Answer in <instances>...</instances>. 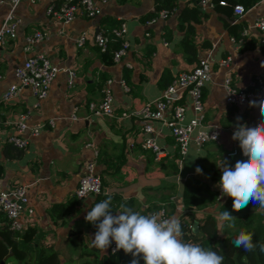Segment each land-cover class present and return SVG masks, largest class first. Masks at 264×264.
<instances>
[{"label": "crops", "instance_id": "1", "mask_svg": "<svg viewBox=\"0 0 264 264\" xmlns=\"http://www.w3.org/2000/svg\"><path fill=\"white\" fill-rule=\"evenodd\" d=\"M9 1L0 2V24L11 10ZM53 1L59 4L64 0ZM174 1L176 5L166 8L169 11L163 17L159 9L155 10L158 0H98L100 13L89 16L81 12L69 22L47 14L49 0H20L13 9L20 18L17 35L0 46V191L24 185L26 208L32 211H22L24 227L18 231L27 235L25 245L30 247L15 252L11 264H38L41 249L56 250L59 264H98L96 252L99 256L110 255L109 248L102 252L93 246L97 228L85 220L93 204L99 202L97 196L106 191L145 215L162 203L170 218L193 211L197 217L196 227L192 225L194 233L199 232L204 217L211 214L218 227L216 242L226 235L220 229L223 220L217 207L221 203H215V198L212 203L203 202L216 194L223 161L234 166L242 159L226 155L234 144L239 145L232 138L237 125L251 127L264 120L259 103L227 105L224 88L227 77L235 88L254 87L259 77L264 80V51L260 45L264 32L253 25L264 14V0L254 1L241 15L233 11L232 3L244 4L245 0L200 7L206 12L201 20L189 16L182 24L181 10L192 7L194 1ZM153 17V21H147ZM121 22L126 25L130 45L127 53L115 60L112 53L119 39H112L101 51L94 43V35L99 29ZM35 30H45L47 36L25 49L26 35ZM81 34L86 37L78 46ZM35 53L46 54L60 67L46 96L38 98L25 86L5 100L3 93L18 81L16 66ZM207 55L212 73L202 91L204 118L208 125L219 126L220 142L210 141L200 148L191 146L180 155L169 127L155 120L153 134L164 151L156 160L151 150L141 146L146 133L139 118L123 113L160 95L178 72L190 69ZM225 59L227 63L221 64ZM68 70L75 74L71 86L67 83ZM108 79L113 92V115H92L90 103L101 99ZM21 113H27L29 126L42 127L35 135L29 129L24 131L27 146L20 155L8 157L4 152L6 139L14 130L3 121ZM73 113L76 118L71 117ZM89 159L95 160L102 192L77 198L81 167ZM197 167L201 173L196 172ZM115 206L113 214L120 209L119 204ZM248 208L255 213L261 211L253 203ZM0 239L11 243L2 228ZM22 244L23 240H19L18 245Z\"/></svg>", "mask_w": 264, "mask_h": 264}, {"label": "built area", "instance_id": "2", "mask_svg": "<svg viewBox=\"0 0 264 264\" xmlns=\"http://www.w3.org/2000/svg\"><path fill=\"white\" fill-rule=\"evenodd\" d=\"M4 1L0 0V2ZM19 1H9L11 10L0 24V46L7 39L15 38L17 35V26L20 18L14 15L13 9ZM100 1L105 2L106 0ZM98 3V0H64L57 4L53 0H49L46 12L51 16L69 22L81 12L89 16L100 13L101 7ZM216 3L226 5L228 2L226 0H199V6L202 8L211 7ZM232 9L238 15L243 14L246 10L240 2L233 3ZM168 11L167 9H160L159 15L164 17ZM154 19L155 17L147 21H153ZM253 25L264 32V14L260 15ZM126 32L127 29L124 22L108 29H99L94 35V43L101 51H105L108 42L118 38L119 45L113 50L112 56L115 60H119L129 49L130 42L126 37ZM45 36H47V31L45 30H35L28 33L25 37V49H29L34 43ZM85 37V34H81L77 38L76 43L78 46L84 43ZM226 63V59L221 61V64ZM59 70L60 67L54 64L44 53L28 55L21 64L16 66L14 73L18 81L16 84H11L7 88L3 93V98L5 100L13 98L19 92L20 88L25 86L29 87L32 94L36 97H45ZM211 73L212 67L208 55L200 57L190 69L178 72L163 88L160 95L152 100L146 101L137 109L123 113L124 115H136L139 118L141 128L146 133L145 138L141 142V146L144 149L151 150L156 160L162 156L164 151L153 134L155 127L152 121L155 120H159L169 127L180 155L185 154L191 146L200 148L210 141L220 142L219 126L208 125L206 123L202 103L203 87L211 80ZM67 74V83L71 86L75 74L69 70ZM110 83L111 79H108L103 85L101 99L96 103H90L92 115H113V92ZM122 84L127 89L124 82ZM224 88L226 91L227 105H246L253 100L257 101V103L260 100H264V80L261 77L257 79L255 86L250 88H235L230 82V77H227L224 82ZM71 117L76 118V115L73 113ZM26 118L27 113H21L15 118L3 121V123L11 126L14 130L13 133L8 135L6 142L21 149H24L28 144V139L23 135V132L29 129L31 134L35 135L42 127L41 124L29 126ZM50 122L52 123L53 120ZM94 152L96 153V150ZM226 155L229 157L243 158L242 149L238 144H234L228 149ZM220 179L217 180L215 188V203L218 204L222 203L227 197L218 186ZM101 192L102 181L95 169V160L89 159L81 167V176L75 189V195L77 198H83L97 195ZM27 200L26 187L24 185H15L9 190L0 191V225L5 224L9 229L22 231L24 227V222L20 219L22 211L24 209L27 212L32 211L31 208H26ZM153 213H159L164 219L170 218L164 203L151 210L150 214ZM109 252L110 254H115L118 252L121 253L123 250H116V244L113 241L109 247Z\"/></svg>", "mask_w": 264, "mask_h": 264}, {"label": "clouds", "instance_id": "3", "mask_svg": "<svg viewBox=\"0 0 264 264\" xmlns=\"http://www.w3.org/2000/svg\"><path fill=\"white\" fill-rule=\"evenodd\" d=\"M257 101L250 102L255 106ZM260 114L264 117V100L259 101ZM238 120L241 118H237ZM233 140L239 141L243 158L234 166L225 160L219 167L222 175L218 183L223 194L233 198L232 209L240 211L253 203L264 210V120L249 127L238 124ZM197 157V156H196ZM197 173L202 169L196 168ZM107 199L94 203L85 220L96 226L92 244L105 252L113 241L116 250L131 254V264H223L224 256L212 247L185 242L178 217L164 219L159 213L141 214L125 204L119 211L112 210V196L106 191ZM220 218L228 228L235 227L232 211H223ZM232 244L246 252L257 248L264 252V243L253 241V234L241 230Z\"/></svg>", "mask_w": 264, "mask_h": 264}, {"label": "trees", "instance_id": "4", "mask_svg": "<svg viewBox=\"0 0 264 264\" xmlns=\"http://www.w3.org/2000/svg\"><path fill=\"white\" fill-rule=\"evenodd\" d=\"M193 1L194 5L192 7L186 6L181 10L179 15L181 24L182 21L187 19L189 16H191L190 18H193L195 21H197L201 20V18L206 15V12L200 9L199 0ZM254 1L256 0H245L244 4H241H243V6L246 8L251 6ZM175 5L176 2L174 0H158L155 10L166 8L170 9ZM188 26L190 31H193L192 27L190 25ZM260 45L264 51V39L261 40ZM105 54L108 55L109 51L107 50ZM4 152L8 157H13L20 155L22 149L14 146L11 143H7V145H5ZM110 195L112 196L113 211L116 207V204H124L123 202H120L118 200L117 195ZM214 198V195L212 197H209L207 201L203 202V205L212 203L214 201ZM97 199H100L99 202H101L107 199V196L101 193L97 196ZM232 204L233 198L228 196L225 202L221 203L217 207V209L219 210V214L227 210L230 212L232 211L233 216L236 217L235 227L231 229L227 227V222L223 221L220 229L226 231V235L220 237L218 242H216L218 227L213 215H206L202 220V224L199 225V232L194 233L192 225L194 221L197 220L195 213L193 211H186L185 213L181 214L179 217V221L184 233V241L198 243L202 246L212 247L214 250L220 252L224 256L223 264H264V252H261L259 248H257L255 251L246 252L242 248H237L232 244V241L236 238L241 230L252 233L254 243H264V210H261L258 213L241 210L237 212L232 209ZM0 228L5 230L11 241V243L8 244L4 240L0 239V262L3 261V264H11V258L15 252H17L18 250L23 251L24 249L30 247L25 245L27 243V235L25 233L7 228L5 224L0 225ZM19 240H23V244L20 246L18 245ZM96 256L99 259L98 264H131V261L133 259V256L131 254H126L124 251L121 253L118 252L110 255L103 254L102 256H99V254L96 252ZM144 263L145 262L141 258L140 264ZM38 264H59L57 251L53 249H41V253L38 255Z\"/></svg>", "mask_w": 264, "mask_h": 264}, {"label": "rangeland", "instance_id": "5", "mask_svg": "<svg viewBox=\"0 0 264 264\" xmlns=\"http://www.w3.org/2000/svg\"><path fill=\"white\" fill-rule=\"evenodd\" d=\"M249 208H250V207H249ZM249 208H248V206H247V207H245V208L241 209V211H248V210H249Z\"/></svg>", "mask_w": 264, "mask_h": 264}, {"label": "water", "instance_id": "6", "mask_svg": "<svg viewBox=\"0 0 264 264\" xmlns=\"http://www.w3.org/2000/svg\"><path fill=\"white\" fill-rule=\"evenodd\" d=\"M196 225H197V222L194 221V227H196ZM0 264H3V261H1Z\"/></svg>", "mask_w": 264, "mask_h": 264}]
</instances>
